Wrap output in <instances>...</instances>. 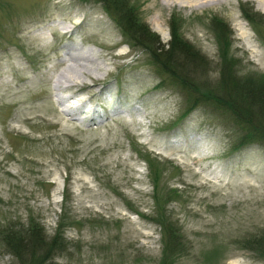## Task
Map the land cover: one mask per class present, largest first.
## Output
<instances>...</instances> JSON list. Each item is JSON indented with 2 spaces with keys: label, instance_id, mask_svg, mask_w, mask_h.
Returning <instances> with one entry per match:
<instances>
[{
  "label": "rangeland",
  "instance_id": "374dc122",
  "mask_svg": "<svg viewBox=\"0 0 264 264\" xmlns=\"http://www.w3.org/2000/svg\"><path fill=\"white\" fill-rule=\"evenodd\" d=\"M129 1L162 43L180 18L209 61L196 81L220 74L214 16L232 30L238 72L264 74V0ZM105 8L0 0V264H19L7 229L32 221L49 239L61 217L65 249L49 264H160V215L183 236L172 264H264L241 243L264 231V148L231 152L233 118L209 107L176 121L180 88L160 84L149 51Z\"/></svg>",
  "mask_w": 264,
  "mask_h": 264
},
{
  "label": "trees",
  "instance_id": "16d2710c",
  "mask_svg": "<svg viewBox=\"0 0 264 264\" xmlns=\"http://www.w3.org/2000/svg\"><path fill=\"white\" fill-rule=\"evenodd\" d=\"M102 1L106 4L108 13L125 22L124 28L129 38L132 37L137 45L149 51L162 73L159 72L162 79L160 84L171 80L170 83L180 88L184 105L176 121L188 117L199 106L209 107L214 113H227L233 118L231 152L251 144L264 148V74L243 75L238 72L239 59L230 54L232 30L223 19L214 16L211 20L219 41L217 64L220 68L219 77L212 86L206 81L199 82L194 77H189L198 68L204 71L209 61L183 38L177 25L180 20L178 16L173 15L171 19L170 40L162 43L159 36L140 20L129 0ZM246 18L254 21L248 14ZM177 192L170 189L166 195L175 198ZM156 221L164 230L166 238L160 264H172L175 255L184 250L183 236L167 216L160 215ZM65 224H68L67 218L61 217L56 232L48 239L43 234V228L30 221L26 229H7L3 233V239L9 252L17 256L19 264H49L65 249V243L59 237ZM241 243L242 248L264 261V231L244 238Z\"/></svg>",
  "mask_w": 264,
  "mask_h": 264
},
{
  "label": "bare ground",
  "instance_id": "6f19581e",
  "mask_svg": "<svg viewBox=\"0 0 264 264\" xmlns=\"http://www.w3.org/2000/svg\"><path fill=\"white\" fill-rule=\"evenodd\" d=\"M166 1H168V0H166ZM179 1V0H178ZM195 2H199V0H182V1H180V4L181 5H183L184 3H195ZM202 2H204V0L202 1ZM201 2V3H202ZM262 8L264 9V5H262ZM69 54V53H68ZM67 54V55H68ZM75 59H78V57H75L74 55H72ZM92 58H94V57H90V56H84V57H81V59H83L84 61L86 60V61H93V59ZM79 61V60H78ZM96 61V60H95ZM77 62V61H76ZM80 63V62H79ZM89 63V62H88ZM74 67V66H73ZM81 67V66H80ZM83 70V73H85V74H87L90 70H89V68L88 67H85L84 69H82ZM66 72V71H65ZM65 72L64 71H62L61 73H60V79L62 80V79H66L67 81H70V82H72V81H74V77L73 76H71V75H67L66 74V76H65ZM91 75V74H90ZM72 77H73V79H72ZM66 81V82H67ZM73 85V84H72ZM74 85H76L75 83H74Z\"/></svg>",
  "mask_w": 264,
  "mask_h": 264
}]
</instances>
